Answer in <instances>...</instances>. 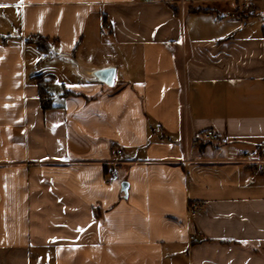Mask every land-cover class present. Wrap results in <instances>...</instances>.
<instances>
[{
	"label": "crops",
	"instance_id": "crops-1",
	"mask_svg": "<svg viewBox=\"0 0 264 264\" xmlns=\"http://www.w3.org/2000/svg\"><path fill=\"white\" fill-rule=\"evenodd\" d=\"M263 147L264 0H0V264H264Z\"/></svg>",
	"mask_w": 264,
	"mask_h": 264
},
{
	"label": "built area",
	"instance_id": "built-area-1",
	"mask_svg": "<svg viewBox=\"0 0 264 264\" xmlns=\"http://www.w3.org/2000/svg\"><path fill=\"white\" fill-rule=\"evenodd\" d=\"M204 137L206 139L218 140V135L211 130H207L204 133ZM113 155L116 158L111 163V167L109 169V176L112 180H117V179H119V173H118L119 167L118 166L121 162L120 157L122 156V149L120 147H115L113 149ZM245 157L248 161H250V162L254 161L257 163L255 166L257 170H259V171L264 170V147L261 148L260 154H259L257 159H252V157L249 154H247ZM190 212L191 213L194 212V210L191 206H190Z\"/></svg>",
	"mask_w": 264,
	"mask_h": 264
},
{
	"label": "trees",
	"instance_id": "trees-1",
	"mask_svg": "<svg viewBox=\"0 0 264 264\" xmlns=\"http://www.w3.org/2000/svg\"><path fill=\"white\" fill-rule=\"evenodd\" d=\"M28 40L34 42L35 45L37 46V48L40 51H43V52H47L48 51V47L49 46L46 43L45 39H43L41 37H38V36H34V37H31ZM37 83H38V86H39V89H40V95H42L44 93V88H43V83H42V77L40 75H38V77H37Z\"/></svg>",
	"mask_w": 264,
	"mask_h": 264
},
{
	"label": "water",
	"instance_id": "water-1",
	"mask_svg": "<svg viewBox=\"0 0 264 264\" xmlns=\"http://www.w3.org/2000/svg\"><path fill=\"white\" fill-rule=\"evenodd\" d=\"M95 76L106 84H111L113 81L114 69L111 67L96 70ZM124 191L126 190V183L122 184Z\"/></svg>",
	"mask_w": 264,
	"mask_h": 264
},
{
	"label": "snow or ice",
	"instance_id": "snow-or-ice-1",
	"mask_svg": "<svg viewBox=\"0 0 264 264\" xmlns=\"http://www.w3.org/2000/svg\"><path fill=\"white\" fill-rule=\"evenodd\" d=\"M20 4H22V0H20ZM6 6V5H5ZM17 6H19V5H17Z\"/></svg>",
	"mask_w": 264,
	"mask_h": 264
},
{
	"label": "rangeland",
	"instance_id": "rangeland-1",
	"mask_svg": "<svg viewBox=\"0 0 264 264\" xmlns=\"http://www.w3.org/2000/svg\"><path fill=\"white\" fill-rule=\"evenodd\" d=\"M46 41V40H45ZM46 43L48 44V41H46Z\"/></svg>",
	"mask_w": 264,
	"mask_h": 264
}]
</instances>
